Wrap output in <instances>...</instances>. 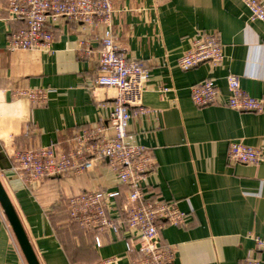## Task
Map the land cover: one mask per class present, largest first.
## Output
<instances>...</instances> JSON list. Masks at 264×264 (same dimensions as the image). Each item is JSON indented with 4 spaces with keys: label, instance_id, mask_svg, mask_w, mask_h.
<instances>
[{
    "label": "crops",
    "instance_id": "crops-1",
    "mask_svg": "<svg viewBox=\"0 0 264 264\" xmlns=\"http://www.w3.org/2000/svg\"><path fill=\"white\" fill-rule=\"evenodd\" d=\"M111 3L121 54L148 71L143 111L129 110L127 129L128 143L147 148L156 162L141 184L145 197L173 202L185 214L181 226L159 224L169 264H245L249 252L264 264V251L256 252L251 238L264 235V163L228 160L233 142L264 152V104L259 112L230 109L225 81L228 74L237 76L241 89L264 103V24L250 18L241 0ZM23 27L9 16L7 0H0V182L36 259L39 264L142 260L136 232L98 233L97 246L94 232L69 220L67 200L95 190L113 195L112 217L122 214L127 187L107 160L40 183L12 170L18 151L54 146L66 152L76 135L107 127L114 102L113 91L91 88L102 49L96 33L59 20L47 26L53 36L49 51H8L9 31ZM201 34L218 37L222 64L179 69L178 59ZM206 80L219 97L199 107L190 90ZM23 90L42 91L44 103L31 102L20 95ZM0 264H27L1 207Z\"/></svg>",
    "mask_w": 264,
    "mask_h": 264
},
{
    "label": "built area",
    "instance_id": "built-area-1",
    "mask_svg": "<svg viewBox=\"0 0 264 264\" xmlns=\"http://www.w3.org/2000/svg\"><path fill=\"white\" fill-rule=\"evenodd\" d=\"M252 20L264 24V5L259 0H241ZM7 12L11 19L24 24L17 31H9L7 50L49 51L53 42L47 26L59 20L79 24L83 30L96 33L102 49L98 53L96 78L91 84L93 91H113L114 102L107 127H96L83 135H76L68 151L54 146L30 148L13 155L12 170L30 174L31 180L40 183L45 178H55L69 172L81 174L91 170L96 162L107 160L109 168L119 182L127 187L126 203L122 214L112 217L110 198L112 194L95 190L80 193L67 200L69 220L86 232H94L96 245H100L98 233L108 230L136 232L143 258L132 264H169L168 254L159 241V224L181 226L185 220L173 202L148 200L142 182L154 169L156 162L147 148L127 141L130 109L143 111L142 95L148 80L146 68L135 62H127L120 52L113 33V7L111 0H7ZM83 43V42H82ZM224 59L221 42L214 34H201L191 40L190 47L178 59L183 71L207 63L214 66ZM228 90L227 105L237 112H259L261 99L248 96L240 87L237 76L225 77ZM163 91H166L165 89ZM191 100L196 106L217 103L219 93L210 80L191 87ZM20 95L33 103L42 104L45 94L39 90H23ZM112 135V136H110ZM228 160L235 164L264 163V152L239 142L229 145ZM254 250L264 251V235H251ZM99 264H118L114 258ZM245 264H262L251 257Z\"/></svg>",
    "mask_w": 264,
    "mask_h": 264
},
{
    "label": "water",
    "instance_id": "water-1",
    "mask_svg": "<svg viewBox=\"0 0 264 264\" xmlns=\"http://www.w3.org/2000/svg\"><path fill=\"white\" fill-rule=\"evenodd\" d=\"M0 207L7 219L9 226L14 234L17 244L23 254V257L27 264H39L35 257V254L31 248V245L27 239V236L21 226L18 216L13 208L3 186L0 182Z\"/></svg>",
    "mask_w": 264,
    "mask_h": 264
}]
</instances>
